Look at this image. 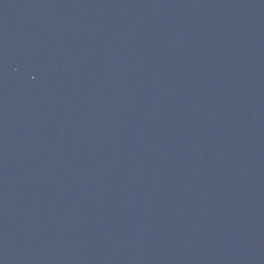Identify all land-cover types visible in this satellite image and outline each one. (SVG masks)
Listing matches in <instances>:
<instances>
[{
  "label": "water",
  "instance_id": "1",
  "mask_svg": "<svg viewBox=\"0 0 264 264\" xmlns=\"http://www.w3.org/2000/svg\"><path fill=\"white\" fill-rule=\"evenodd\" d=\"M0 264H264V0H0Z\"/></svg>",
  "mask_w": 264,
  "mask_h": 264
}]
</instances>
